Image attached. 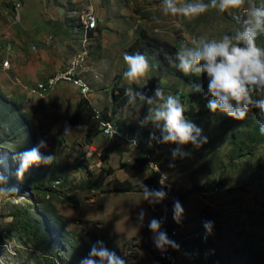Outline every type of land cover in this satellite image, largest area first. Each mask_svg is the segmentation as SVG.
Listing matches in <instances>:
<instances>
[{
	"label": "rangeland",
	"instance_id": "1",
	"mask_svg": "<svg viewBox=\"0 0 264 264\" xmlns=\"http://www.w3.org/2000/svg\"><path fill=\"white\" fill-rule=\"evenodd\" d=\"M256 3L264 5V0H256ZM160 5L161 0H0V64L5 59L11 63V56L17 51L16 44L22 39L37 37L32 44L44 53L46 65L60 63L59 67H63L57 70L59 73L75 66L76 75L88 85L86 97L79 96L76 90L72 93L66 90L59 102L50 97L51 112L54 115L58 112L59 117H56L61 120L60 124L67 122L70 128L64 133L65 127L61 130L56 123L47 126L45 119L33 115L31 97L38 101L46 99L42 91L33 84L23 90L21 82L16 83L12 78L10 65L2 64L0 156L5 161L9 184L20 189L15 197L0 202L3 264H80L93 244V233L103 235L114 230L111 223L119 218L120 207L128 201H123L126 200L124 195L105 192L112 181L117 180L113 173L104 176L102 182L100 180V173L108 165L119 170L117 156L111 154L108 158L105 155L108 148L97 147L105 143L111 150L120 149V152L126 146L143 149L140 155H149L152 162L167 173L172 184L169 211L173 216V202L179 200L184 208L181 223L190 225L196 221L205 233L204 223L212 222L211 234L220 239L202 234V238H196L197 241L203 239L199 251L203 247L209 249L205 242L211 236L212 244L217 241L216 246L213 245L215 249L224 251L227 257L234 255L235 264H249L246 260L249 253L264 254V167L257 166L264 165V141L252 145L246 139L250 128L239 126L244 120L213 114L197 101L182 98L190 87L167 75L159 67L155 53L147 55L152 70L139 84H133L141 86L150 76L157 77L166 95L181 99L185 116L203 130L207 143L200 148L190 144L195 151L173 161L170 150L177 145L159 146L140 134L143 128L149 133L155 131L151 126L142 128L139 125V120L147 114V105L137 101L135 105L118 109L111 100L114 89L130 84L123 77L127 69L123 55L138 52L141 33L179 49L183 44L191 46L201 37L220 39L224 34L234 33L240 27L234 17L246 15L245 8L225 13L209 10L198 18L186 19L164 15ZM90 13L96 26L86 33L84 17ZM257 44L264 47V34L257 38ZM64 83L79 90L73 83ZM81 98L88 101L94 114L100 112V116L103 114L110 119L116 133L105 134L109 139L99 136L96 127L87 131L84 126L74 124L72 113ZM190 108L193 113L197 112L195 118L187 116ZM100 116L99 119L93 116L97 126H100L99 120H107ZM42 137L47 138L49 150L55 153V162L47 167L32 166L24 178L18 180L16 154L32 148ZM92 148L98 154L89 155ZM131 157L126 155L127 161L123 163H133ZM147 161L146 158V165H149ZM170 163H174V167H169ZM193 183L209 188V192H194L180 198ZM65 196L75 203H69ZM120 198L123 200L118 204ZM151 208L149 205L148 210ZM66 212L79 215L82 223L70 220L68 224L63 217ZM62 224L69 229H62ZM176 227L175 235L184 237L181 228ZM141 234L139 251L136 241H127L128 245L124 247L126 242L116 250L126 255L128 264L137 260L138 253L152 258V233L145 229ZM207 250L199 252V256L191 253L194 264H212L215 250L212 251V247L210 252ZM224 262L231 264L230 260Z\"/></svg>",
	"mask_w": 264,
	"mask_h": 264
},
{
	"label": "clouds",
	"instance_id": "2",
	"mask_svg": "<svg viewBox=\"0 0 264 264\" xmlns=\"http://www.w3.org/2000/svg\"><path fill=\"white\" fill-rule=\"evenodd\" d=\"M160 6L164 15L186 19L198 18L209 10L225 13L245 8L244 17H234L235 22L240 25L234 33L224 34L220 39L201 37L193 41L191 46L181 45L175 55H170L167 59L170 66L182 73L206 75V92L200 83L190 84L189 87L192 92L203 93L209 98L206 107L211 113L243 121L250 112L257 110L259 132L264 135V47L257 44V38L264 34V5H257L256 0H161ZM123 60L127 65L123 77L130 84H139L152 70L149 58L140 52H126ZM125 96L130 105L139 101L148 106L147 114L139 120V125L142 128L151 126L157 130L150 133V142L177 145L170 150L173 161L190 155L183 150V146L191 144L194 148H200L207 143L203 130L185 116L184 105L178 96L166 95L159 86L151 96L128 87L125 89ZM68 131L70 128L65 127L64 133ZM15 159L19 162L15 174L21 180L32 166L52 165L56 155L49 150L47 138L42 137L32 148L18 152ZM4 166L5 161L0 156V202L15 197L20 191L17 185L9 184ZM149 166H155L159 170L155 162H150ZM169 167H174V163H170ZM166 181L165 172H160L159 188H149L143 180H139L144 201L149 205L165 201L171 187ZM146 215L143 208L137 212L136 221L140 227L144 226ZM183 215L182 204L175 200L173 220L178 224ZM147 227L152 233L154 247L162 254L169 248L179 250L176 241L162 230L161 219H149ZM204 228L211 234L212 222L206 221ZM0 264H3L2 258ZM80 264H128V261L126 255L107 247L104 241L97 240Z\"/></svg>",
	"mask_w": 264,
	"mask_h": 264
},
{
	"label": "crops",
	"instance_id": "3",
	"mask_svg": "<svg viewBox=\"0 0 264 264\" xmlns=\"http://www.w3.org/2000/svg\"><path fill=\"white\" fill-rule=\"evenodd\" d=\"M86 16L84 17V21L86 19ZM36 39L37 37H33L29 39H22V41L16 44L18 45L17 51L11 56L12 57L11 58L12 61L10 63L11 69L9 70L12 72V78H14L16 83L19 80L21 82V87L25 91H26V87H28L29 85L33 84L34 82L45 80L52 73L56 72L58 69L63 67V66L59 67L60 63L59 64L56 63L54 66H52L51 64H47V65L45 64L44 53L39 50V47L37 49V47H35V45L32 44L37 41ZM49 47L51 48V46ZM55 47H56L55 45L52 46V49H55ZM59 89H61L62 91L59 92L58 91ZM66 90H70V93H72L76 89L74 87H71L70 85L60 83L56 86V88L51 93H49L46 96V99L44 100L38 101L37 99H34L31 97L32 100L30 99L31 100L30 106H32V109H35L33 111V115L37 116V118L41 117L45 119L47 126H50L51 123H54V124L56 123L60 126L61 130H63L62 125L60 124L61 120H58L57 118L59 117L58 116L59 113L56 112V115H54L53 112H51V109L49 108L48 102H49L50 97L56 98V102H59L60 99L62 98V95L67 93ZM121 146L123 145L120 144V147ZM97 147L99 149L108 148L105 150V155L108 156V158L111 154L116 155L117 160H118L117 162L118 165L120 163L127 161V160L125 161L126 155H131L132 156L131 158L133 159L140 158V151L138 149H130L127 146L122 150V152H120L121 151L120 149H118L117 151L111 150L110 145L108 146L106 145V143L97 144ZM142 155L146 156L149 163L152 162V158H150L149 155H146V154H142ZM108 166L113 170V174L119 182H123L127 180V182H130L131 184L135 185L138 183L139 180H142L144 178L151 176L150 173L144 168V171L142 169V171L136 177L128 178V176H126L123 170L121 169L116 170L114 166H110V165ZM113 194L124 195L126 200H123L120 198L117 203L120 204L122 200L124 202L128 201L127 205H124V207L123 206L120 207L121 213L119 214V218L116 219L115 223L112 221L111 228L114 230L112 232L106 231L103 235L93 233L94 239H92L93 240L92 243H95L97 240H102L104 241L107 247L117 250L121 246H123L127 241L134 239L136 241V245H135L136 250L139 251L138 247L140 245L138 246V244L142 242V237H143L141 232L145 229L149 230L147 227L148 220L151 219V215L148 212L149 204L144 201L142 192L131 191L127 193H110L107 195H113ZM104 197L105 196H102L101 198H104ZM97 201L99 202L100 200H97ZM141 208H143L147 213L143 227H140L136 221V214ZM169 215H170V223L174 227L178 225L182 230L180 233L184 235V237H177L175 235L177 238H182L179 244V250L176 251V256L179 258L178 259L179 264H194V262L191 260V253H195L199 256V252H204L205 250H207L206 248L203 247L199 251V248L202 246L203 239H200L197 241L196 238H202V234L204 237L205 234L209 235V233L207 232L204 233L203 230L198 228V225H197L198 223H195L196 221L190 225L181 223V221L183 220L182 219L183 217H181L180 223L176 225L174 224L176 222L173 220L172 214L169 213ZM63 217L66 218V221L68 222V224L70 223L69 222L70 220H77L82 223L80 216L74 213L66 212L64 213ZM96 224L98 223H94V225ZM173 226L172 228L175 234ZM178 226L176 228H178ZM61 227L64 230L69 229V227H65L63 224L61 225ZM216 232L220 234V231H216ZM210 235L213 237L215 236V234L214 235L210 234ZM211 236L207 237L208 240H206L205 242L207 243V247L209 248L207 252L211 251V247H212V251H213V248L215 250V255L213 254L215 257H213L211 263L212 264H225L224 260H230L231 264H235L236 257H234V255L227 257L228 254L225 255L224 251L221 252L218 249L217 250L215 249L213 245H215L217 241H214V243L212 244ZM215 238L220 239V236L219 237L215 236ZM133 264H152V262L150 259H147L143 253H138L137 260H135Z\"/></svg>",
	"mask_w": 264,
	"mask_h": 264
},
{
	"label": "trees",
	"instance_id": "4",
	"mask_svg": "<svg viewBox=\"0 0 264 264\" xmlns=\"http://www.w3.org/2000/svg\"><path fill=\"white\" fill-rule=\"evenodd\" d=\"M138 42H139V46H140L138 49V52H140L146 56L149 53H155L157 62L159 63V67L162 68L167 75L173 76L174 78L178 79L185 86H189L190 84H194V83L203 84L204 91L206 92V90H207L206 75L185 74V73L180 72L178 69L170 66V64L168 63L167 57L170 55L174 56L176 51H178L177 48H175V47H173V46H171L165 42H161V41H157L153 38H149L146 35H144L143 33H141L139 35V41ZM157 86H159L163 90H165L164 87L159 82V79L157 77L150 76L146 80V83L144 85L138 86V85L131 83L129 85H123L121 87L114 89V91H116V93H114V91H112L111 100H112L114 106L118 109L122 108V107H128V106H130V104L127 103L128 98L125 96V89L126 88L132 87L136 91H141V92H144L145 94L151 96L153 94L154 89ZM182 98L190 99L192 102L195 100V101H197V103L201 104L205 108L206 111L210 112L206 107L209 98L206 97L203 93H195V92H192L191 89H189L188 93L186 95H184ZM93 116H94V111H93V109H91L88 101L86 99L81 98L79 100V102L76 104L75 109L73 110V113H72V118L74 119V124H79L81 126H84L87 131L90 130L92 127H96V129H97V122L93 119ZM101 116L103 119L110 120V119H108V117H106L103 114H101ZM187 116L189 118H195L197 116V112L193 113L191 111V108H190V111L187 112ZM258 118L259 117H258L256 110H253L244 119V122L239 125V126H245V127L250 128V131L246 135V139L248 141H250V143L252 145L258 144V143H261L264 141V135H261L259 132V126L257 123ZM155 131H157V130L155 129ZM140 134L145 138H149V135H150V133L146 131V128L141 129ZM157 134H159V133L157 132ZM232 138L234 139L233 136H232ZM163 145L164 144H159V146H163ZM183 148L186 149L188 153H193L195 151V150L190 148V144L183 146ZM140 152L144 153L143 149H140ZM102 160L105 163V158L102 157ZM144 165H145L144 159L135 158L133 163H131V164L120 163L118 165V168L123 170L124 173L129 178H134L141 172ZM257 166H259V168L264 167V165L263 166L257 165ZM112 173H113V170L110 167H107L105 169V171H102V173H100L101 182H102L104 176H110ZM142 180L144 181L145 184L148 185L149 188H159V185H158L157 180H156V176H154V175L147 177V178H144ZM86 187L89 189H92L91 185H87ZM129 191L142 192V190L139 187V183L131 186L130 183L127 181L119 182L115 179H114V181H112V185H110L109 189L106 190L105 192L121 193V192H129ZM194 192H197V193L209 192V188L199 187L193 183L192 187L188 190H185L182 193V195L180 196V198H184L187 195L192 194ZM263 196H264V192H263ZM65 199L69 203H75V201H73V199H71L69 197L65 196ZM262 207H264V199L262 201ZM23 230H25V229L23 228ZM246 260L248 261L249 264H264V254L260 255V254H256V253H249L246 256Z\"/></svg>",
	"mask_w": 264,
	"mask_h": 264
},
{
	"label": "bare ground",
	"instance_id": "5",
	"mask_svg": "<svg viewBox=\"0 0 264 264\" xmlns=\"http://www.w3.org/2000/svg\"><path fill=\"white\" fill-rule=\"evenodd\" d=\"M259 3H261V2H259ZM95 26H96V20L93 17L92 13L87 14L86 19L84 21V28H85L86 33H87V31H88L89 28L94 29ZM61 78H64V82H67V83H75L79 87V90L80 91L77 88L76 89L79 92H81L80 95L82 94V95L86 96L88 94V85L83 81L82 78H80V77H78L76 75V67L75 66L72 67V68H69L65 72H62L61 73ZM99 113L96 112L94 114V117L96 116V118L99 119V116H100ZM99 124L101 126V127L99 126L100 129L104 132V137H105V134H107V133H116V130H115L114 125L111 122H109L108 120H104L103 121L101 119V120H99ZM64 127H69V126L68 125H65ZM144 160H145V165H146V156L144 157ZM158 167H159L160 172H165L164 170L161 169V167L159 165H158ZM156 169H157V167H156ZM166 182L168 184H170V186L172 187V184H171V181L169 180L168 175H167V181ZM171 187L168 190V198H170V194L172 193L171 192ZM168 203L169 202L163 203V210H160V212L157 214L156 218L162 220V230L166 231L167 234H168V236H170L169 238L172 239V240H175L176 243L179 245V241H181L182 238L181 239L180 238H177L175 236L174 232H173V228H172V225H171L170 220H169V217H170L169 213H170V211H169ZM178 259L179 258L176 256V253H175V250H174V257L172 258V264H179V260Z\"/></svg>",
	"mask_w": 264,
	"mask_h": 264
},
{
	"label": "built area",
	"instance_id": "6",
	"mask_svg": "<svg viewBox=\"0 0 264 264\" xmlns=\"http://www.w3.org/2000/svg\"><path fill=\"white\" fill-rule=\"evenodd\" d=\"M45 42H47V44L49 43L48 41H45ZM32 49H34V48H32ZM2 64H9L10 65L9 60H7V59H5L1 62L0 69H2ZM59 83H64V78H61V73L54 72L49 77H47L45 80L39 81V82H34L33 87L40 89L43 92V96L46 97L49 93H51L56 88V86ZM77 92L80 96L81 92H79L78 90H77ZM65 125H67V122L62 123V128H64ZM97 130H98L99 135L104 137V132L100 129L99 126H97ZM104 138L109 139V137H104ZM95 154H98V152L95 148H92L89 155H95ZM144 157L145 156L140 155V158L144 159ZM143 168H145L150 173L151 176H153V175L156 176V180L158 183L159 176H160V170H157L155 166L150 167L149 165H144ZM158 185H159V183H158ZM159 187H160V185H159ZM169 200H170V198H167L165 201H163L160 204L152 205V208L150 210H148V212L151 215V218H153V217L156 218V216L160 212V210H163V203L169 202ZM131 241H135V240L132 239V240H129L128 242H131ZM128 242L124 245V247L126 245H128ZM173 257H174V250H172L171 248L167 249L166 252L164 254H162L153 245V255L151 258L152 264H172V258Z\"/></svg>",
	"mask_w": 264,
	"mask_h": 264
}]
</instances>
